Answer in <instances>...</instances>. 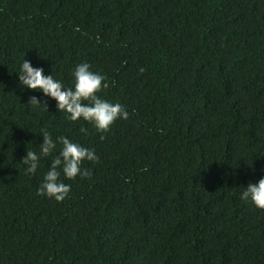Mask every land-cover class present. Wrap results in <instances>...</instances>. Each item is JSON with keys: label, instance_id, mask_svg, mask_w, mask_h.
<instances>
[{"label": "trees", "instance_id": "16d2710c", "mask_svg": "<svg viewBox=\"0 0 264 264\" xmlns=\"http://www.w3.org/2000/svg\"><path fill=\"white\" fill-rule=\"evenodd\" d=\"M24 59L66 86L88 63L128 119L69 121L22 89ZM45 131L99 157L59 203L37 195L51 157L21 163ZM261 178L264 0H0V264H264L240 199Z\"/></svg>", "mask_w": 264, "mask_h": 264}, {"label": "clouds", "instance_id": "9594fccd", "mask_svg": "<svg viewBox=\"0 0 264 264\" xmlns=\"http://www.w3.org/2000/svg\"><path fill=\"white\" fill-rule=\"evenodd\" d=\"M71 75L72 83L66 86L52 74L45 75L42 67H34L29 60L24 59L19 67L18 80L22 89L39 91L43 97L55 101L57 110L66 113L69 121L83 120L98 132H107L118 119H128L129 113L122 104L110 102L98 95L107 87L105 75L93 71L86 62L77 64ZM27 103L34 108L43 107L48 110L47 100H42L41 97L33 95ZM81 131L86 130L82 127ZM42 136L39 151L27 149L21 163L25 166L26 173L34 175L40 168L41 160L51 157L50 165L42 175L37 195L58 203L63 202L70 194L71 185L64 183L61 176L67 180H75L78 176L81 179L90 178L91 171L82 167V164L84 161L98 162L99 157L94 148L84 147L66 136L53 139L47 131ZM104 138L100 137L101 140ZM240 199L264 210V178L243 187Z\"/></svg>", "mask_w": 264, "mask_h": 264}]
</instances>
